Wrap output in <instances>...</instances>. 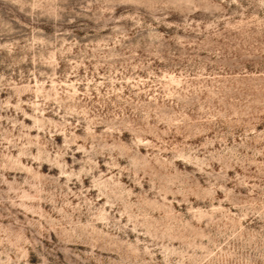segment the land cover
Masks as SVG:
<instances>
[{"label": "rangeland", "instance_id": "1", "mask_svg": "<svg viewBox=\"0 0 264 264\" xmlns=\"http://www.w3.org/2000/svg\"><path fill=\"white\" fill-rule=\"evenodd\" d=\"M0 264H264V0H0Z\"/></svg>", "mask_w": 264, "mask_h": 264}]
</instances>
